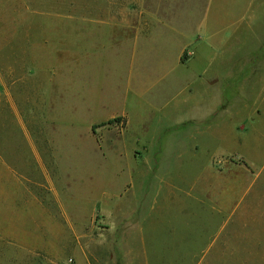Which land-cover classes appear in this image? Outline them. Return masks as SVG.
<instances>
[{
    "label": "rangeland",
    "instance_id": "374dc122",
    "mask_svg": "<svg viewBox=\"0 0 264 264\" xmlns=\"http://www.w3.org/2000/svg\"><path fill=\"white\" fill-rule=\"evenodd\" d=\"M142 2L0 0V264H264V145L258 131L241 140L253 126L243 115L264 109V79L249 82L247 111H234L230 129L221 123L218 143L194 144L203 141L195 130L176 136L190 144L183 160L124 142L125 125L110 123L117 103L99 102V51L117 25L137 23ZM231 9L250 28L238 31L233 65L211 67L217 96L226 87L241 108L242 77L264 42V31L252 41L264 0ZM208 90L199 85L187 116H210Z\"/></svg>",
    "mask_w": 264,
    "mask_h": 264
},
{
    "label": "crops",
    "instance_id": "0c3cea01",
    "mask_svg": "<svg viewBox=\"0 0 264 264\" xmlns=\"http://www.w3.org/2000/svg\"><path fill=\"white\" fill-rule=\"evenodd\" d=\"M204 2L207 4L205 7L202 2V5L195 4L193 0H143L137 23H130L127 27L117 25L113 28L117 29V35L107 37L106 44H111L102 48L104 51H99L106 59L105 74L101 79L103 88L107 90L100 96V104L117 103V119L125 125L124 142L151 145L150 153L154 156L161 154V159L167 158L169 149L170 159H184L185 146L190 144L175 138L187 130H195L202 136L203 141L194 138V144L218 143L219 134L223 132L218 129L225 126L221 123L229 118L227 128L230 129L234 111H247L244 96L249 82L257 80L261 84L264 79V42H258L264 28H256L252 41L256 38L259 48L251 59L252 72L242 77V107L231 108L234 100L224 98L226 87L223 92L220 90L219 100L215 87L220 78L211 65L215 62L225 67L233 65L234 52L240 43L237 44L238 31L250 28V24L248 19L245 25L243 20L235 24L231 9L234 0ZM228 81L231 86V79ZM205 82H209L206 99L210 102L211 93L215 92L217 103L207 107L209 117L202 113L187 116L191 106L187 102L198 96L199 85ZM110 88L117 89V96ZM181 100L184 117L175 121L176 108ZM224 102L230 103L229 114L219 115ZM256 108L255 111L249 109V115H243L253 124L251 131L250 128L247 131L242 128L243 146L251 134L257 135V131L258 142L264 145V129L259 125L264 119V109L259 105ZM200 110L203 106H197V111ZM252 117L255 119L251 120ZM229 136L237 138L233 132ZM159 145L163 147L161 152L156 149ZM263 174L264 166L258 169V179Z\"/></svg>",
    "mask_w": 264,
    "mask_h": 264
},
{
    "label": "trees",
    "instance_id": "16d2710c",
    "mask_svg": "<svg viewBox=\"0 0 264 264\" xmlns=\"http://www.w3.org/2000/svg\"><path fill=\"white\" fill-rule=\"evenodd\" d=\"M111 124L113 123H118V124H121V119H115L113 121H110Z\"/></svg>",
    "mask_w": 264,
    "mask_h": 264
}]
</instances>
